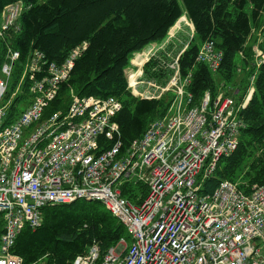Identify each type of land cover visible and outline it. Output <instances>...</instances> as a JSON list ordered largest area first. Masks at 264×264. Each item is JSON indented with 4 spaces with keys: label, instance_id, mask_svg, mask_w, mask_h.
<instances>
[{
    "label": "built area",
    "instance_id": "2783aa9c",
    "mask_svg": "<svg viewBox=\"0 0 264 264\" xmlns=\"http://www.w3.org/2000/svg\"><path fill=\"white\" fill-rule=\"evenodd\" d=\"M30 7L17 0L0 11V41L6 43L0 62V264H23L11 246L25 225L41 224L42 207L78 198L102 201L130 241L121 238L104 254L92 243L70 264H264V182L225 179L211 193L200 192L219 159L238 144L245 124L241 111L264 53L254 47V70L242 95L212 96L205 90L198 102L187 88L191 73L181 75L179 55L167 54L162 66L180 74L183 88L174 90L165 114L123 148L114 119L121 108L117 97L72 91L59 108L45 113L87 42L72 48L61 64L37 49L21 61L6 38L19 31L18 19ZM221 58V49L207 39L195 60L215 73ZM15 66L24 78L4 102ZM140 76L128 77L127 88L134 96L156 99L155 83ZM138 185L146 192H136V202L123 195Z\"/></svg>",
    "mask_w": 264,
    "mask_h": 264
},
{
    "label": "trees",
    "instance_id": "16d2710c",
    "mask_svg": "<svg viewBox=\"0 0 264 264\" xmlns=\"http://www.w3.org/2000/svg\"><path fill=\"white\" fill-rule=\"evenodd\" d=\"M14 1L17 0H0V11ZM21 1L31 7L20 15L19 31H9L6 38L19 51L21 61L29 50L37 49L48 61L62 63L72 48L87 42L85 50L74 60L69 78L60 84L56 98L45 113L59 108L58 103L67 100L70 88L79 96L117 97L121 108L114 119L119 125L123 148L140 137L149 122L162 117L170 102L167 98L146 99L131 94L124 69L134 52L165 38L178 18L186 14L194 35L179 56V69L183 76L191 73L187 88L193 101L198 102L205 90L212 96L216 94L215 74L231 81L239 52L243 53L245 63L252 59V44H246L252 28L263 25L264 29V0ZM248 5L249 12L245 9ZM207 39L214 40L222 51L215 73L195 60L200 44ZM5 46L0 41V62ZM259 48L264 51V36ZM153 64L147 62L144 74L155 80L164 77V83L168 72L161 68L152 70ZM253 84L254 92L241 111L245 124L239 132L238 144L229 155L219 159L213 173L202 181V194L211 193L225 179L248 184L264 182V60L257 68ZM14 110L21 111L19 107ZM136 192L143 196L146 187L125 188L122 193L136 202ZM41 211V224L36 228L25 225L11 246V252L21 256L23 264L39 261L70 264L92 243L104 254L121 238L126 243L130 241L123 223L101 201L77 199L47 205ZM1 230L0 220V234Z\"/></svg>",
    "mask_w": 264,
    "mask_h": 264
},
{
    "label": "rangeland",
    "instance_id": "374dc122",
    "mask_svg": "<svg viewBox=\"0 0 264 264\" xmlns=\"http://www.w3.org/2000/svg\"><path fill=\"white\" fill-rule=\"evenodd\" d=\"M245 9L247 12H249L250 11L249 5L246 6ZM182 17L183 18H181V19H179L180 17L178 18L179 22L175 25V27L173 29L168 30L165 38H163L162 40H160L158 42L149 43L146 46H144L141 50L134 52L130 58L129 65L124 69V74H125L126 78L140 74L141 75L139 77L140 79H143L145 81L150 79L152 82H154L156 85L155 90H154L155 94L157 95L156 99L167 98V99H170V101H171V98L173 97V99H174V97L176 95L174 90H178L180 88H183L182 81H181V83L179 82V80H181L180 79L181 77H179L180 74L178 75V72H176V70H174L171 67L166 68L165 66H162V65H164V63L168 62V60H165L166 59L165 57L167 54H169L172 57H175L177 55L180 56V54L186 48V46L188 44L187 42L194 35L193 26L190 25L191 22L187 18L186 14H183ZM255 27L256 26H253V29H255ZM186 28L190 29V30H186ZM258 29L260 30V28H258ZM252 33H254V32H252ZM256 46L260 50L259 46L258 45H256ZM149 49H151V52L148 53ZM252 51H254L253 44H252ZM148 54H150V55H149L148 59L146 60ZM241 54L238 53V55H237L238 57L236 59V70H235L234 76L231 79V81H225L222 77L215 74V82H216V89H217L216 93L219 92L222 94L232 95V96L236 97V96L242 95L246 91V89H248V86L250 83V75L253 72L254 68L251 67L249 64L251 60L247 61L246 63H245V61H243V59L245 57H244L242 52H241ZM135 59L137 61H134ZM253 59H254V57H253ZM256 59H257V57L255 56V60ZM178 60H179V58H178ZM171 61L172 60L170 59L169 62H171ZM147 62H154V64L152 65V68H151L152 70L153 69L156 70V69L161 68L162 70L168 72L167 77H165L164 83H163L164 77L162 80L161 79L155 80V78H147V76L144 74V67L147 64ZM16 68L18 70L17 73L15 70ZM15 69H14L13 75L10 77V79L8 81L7 93H6L5 99L3 100L4 102L7 101V99L9 98V95L12 91H15V90L17 91V87H19L21 85L22 80L24 78V75L21 73L22 71L17 66H15ZM130 72H132V73H130ZM173 76H176V78H177L176 83L175 84H169V82ZM144 87L145 86H138L137 89L143 90ZM162 88H165V90L161 91ZM70 89H72V88H70ZM70 89L66 94L67 98L70 96L72 91H74L73 89L72 90H70ZM167 96H170V97L168 98ZM237 182H241V180H237ZM0 220H1V217H0ZM37 264H41V261Z\"/></svg>",
    "mask_w": 264,
    "mask_h": 264
},
{
    "label": "crops",
    "instance_id": "0c3cea01",
    "mask_svg": "<svg viewBox=\"0 0 264 264\" xmlns=\"http://www.w3.org/2000/svg\"><path fill=\"white\" fill-rule=\"evenodd\" d=\"M190 25H192V24H190ZM186 30H190V29H187L186 28ZM260 30H262V33L260 32ZM260 30L259 29H257V28H255V29H253L252 28V31H251V33L252 32H254V33H252L250 36L251 37H249L248 38V41H247V43L246 44H253V47H256V45H258L259 46V43H260V41L262 40V38H263V36H264V31H263V26H261L260 27ZM255 40V41H254ZM260 51H262L261 49H260ZM240 53V52H239ZM262 53H264V51H262ZM253 54H254V51H253ZM261 58V57H260ZM252 59H253V57H252ZM252 59H251V61H252ZM250 66L252 67V65L250 64ZM40 262V261H39ZM39 262H37V263H39ZM36 263V264H37Z\"/></svg>",
    "mask_w": 264,
    "mask_h": 264
},
{
    "label": "bare ground",
    "instance_id": "6f19581e",
    "mask_svg": "<svg viewBox=\"0 0 264 264\" xmlns=\"http://www.w3.org/2000/svg\"><path fill=\"white\" fill-rule=\"evenodd\" d=\"M140 55V54H139ZM134 61H137L136 59L134 60ZM54 62V61H53ZM142 62V61H141ZM54 63H56V62H54ZM139 63V62H138ZM137 63V64H138ZM56 64H61V63H56ZM130 73H132V72H130ZM134 73V72H133ZM128 78V77H127ZM133 81V78L131 77L130 78V82H132ZM78 199H84V198H78ZM77 200V199H76ZM86 200H94V199H86ZM73 201H75V199L73 200ZM98 201H100V200H98ZM102 202V201H101ZM104 205V204H103Z\"/></svg>",
    "mask_w": 264,
    "mask_h": 264
}]
</instances>
